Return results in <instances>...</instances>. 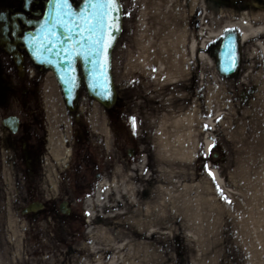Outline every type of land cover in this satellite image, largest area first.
I'll return each instance as SVG.
<instances>
[{
    "label": "rangeland",
    "instance_id": "1",
    "mask_svg": "<svg viewBox=\"0 0 264 264\" xmlns=\"http://www.w3.org/2000/svg\"><path fill=\"white\" fill-rule=\"evenodd\" d=\"M142 1L155 4L158 0H121L122 32L111 59L117 91L116 104L110 110L112 119L83 86L75 113L61 108L59 95L55 104L60 107L58 121L62 117L63 125L50 119L49 149L41 172L26 178L8 169L0 176V255L9 264H122V258L127 257L122 232L131 234L130 217L135 214L137 218L139 211L143 216L148 209L158 214L151 217L156 227L139 230L142 236L133 242L149 245L156 264H264V120L257 109L250 107L258 91L255 81L264 79V64L244 57L239 74L223 78L210 55L206 59L199 56L196 63L187 44L182 43L188 75L174 83L153 80L138 60L142 50L138 27ZM194 5L190 7L180 0L177 9V13L184 12V22L189 26L194 22L193 12L205 7L203 0H195ZM163 7L166 10L171 5ZM210 15V26L219 32L223 25L215 24L216 17ZM145 16L150 20L149 15ZM170 55L161 54L163 61H168ZM55 91H59L57 87ZM125 91H132L130 101L124 100ZM188 91H197L198 99L195 96L190 101ZM222 91L226 100L217 102L214 97ZM214 109L220 115L211 127L206 121L213 117ZM191 114L195 119L194 158L185 160L176 154L181 160H175V156L167 161L160 157L163 119L169 115L183 124ZM121 117H127L128 125ZM133 118L135 128L127 130L133 126ZM73 119L87 127L88 144L73 148L69 129ZM176 129L180 134L181 127ZM205 135L212 141L207 152L202 142ZM53 138H57V149L53 148ZM131 148L135 151L132 157L127 154ZM72 152L73 162L86 153L88 164H94L87 175L91 180L100 173L90 189H78L83 171H67ZM212 169L221 181L216 180ZM128 185L134 188L133 197L126 194ZM198 186H203L201 193ZM208 186L214 201H197L199 195L208 192ZM98 189L103 191L102 204L89 207L88 202L95 200ZM32 201L44 202L48 209L22 215L20 210ZM61 201L76 206L79 217H69L57 209L51 212V206ZM95 227L114 234L123 250L115 254L101 240L94 241V245L92 234H99ZM95 250L99 254L110 251L114 262L108 254L103 259ZM141 256L144 261L147 259L145 252ZM141 263L149 264L147 260Z\"/></svg>",
    "mask_w": 264,
    "mask_h": 264
},
{
    "label": "flooded vegetation",
    "instance_id": "2",
    "mask_svg": "<svg viewBox=\"0 0 264 264\" xmlns=\"http://www.w3.org/2000/svg\"><path fill=\"white\" fill-rule=\"evenodd\" d=\"M45 1L30 0L27 3L26 0H0V176L8 169L18 175L23 174L26 178L41 172L44 167L45 153L48 150L50 119L56 118L57 123L63 125L62 121L58 122L60 107L55 103H57L59 91H55L57 85L54 75L49 69L36 64L31 59L24 43L25 32L31 28L29 22L40 17ZM72 2L77 4L79 0H72ZM203 2L205 7L194 11L195 22L191 25L196 42L202 38V35L198 34L201 22L207 27L211 20L210 13H212V16L216 17L215 24H224L225 29L237 32L242 58L250 59L255 64H264V33L242 40L240 26L237 25L241 12L259 15L254 19L256 25L259 23L264 25V16H261L264 15V0H203ZM219 42L220 39H216L210 45L198 44L193 53L194 61L198 63L199 56L201 59L203 57L206 59L210 52L214 54V49ZM125 92L124 100L130 101L128 96L132 91ZM187 93L190 101L195 96L198 99L197 91ZM74 105L76 110L77 104ZM204 106L206 109V103ZM61 108H64V101ZM110 110L107 111V115L112 119L113 110ZM127 120V117H122L124 124ZM129 128L130 126L127 130ZM70 135L73 148L89 143L87 127L75 119L70 122ZM129 150L128 156L135 155L134 149ZM74 154L72 152L67 171L74 168L84 172L78 180L80 183L78 189L85 191L94 185V180L100 177V173H96L95 179L91 180L87 175L94 164L92 162L88 164L85 158L86 153L79 159L76 158L77 162H73ZM41 203L42 206L36 212H44L48 209L46 203ZM61 204L62 202L57 206L52 205L51 212L56 209L60 212ZM66 205L69 217H79L76 206H70L68 201Z\"/></svg>",
    "mask_w": 264,
    "mask_h": 264
},
{
    "label": "bare ground",
    "instance_id": "3",
    "mask_svg": "<svg viewBox=\"0 0 264 264\" xmlns=\"http://www.w3.org/2000/svg\"><path fill=\"white\" fill-rule=\"evenodd\" d=\"M180 0H158L157 3H148L146 4L144 1L140 2L139 4V21H138V27L139 32L141 35V52L139 55V63L141 65L142 70L148 71L151 78L155 81L159 80H166V82L174 83L179 78H183L188 75V66L187 61L184 58L185 51L183 50V44L186 43L188 46V53L192 54L196 48V46L199 44L204 45L207 42L213 41L217 35L218 31L216 28L212 26L205 27V35L203 33V23L200 24V34L202 35L200 40L196 42L195 36L193 35V29L191 26H189L190 23L184 22L185 14L183 11H180L177 13L178 5ZM190 7L195 6V0H184ZM169 3L171 7L169 9L164 10L165 4ZM168 7V5L166 6ZM189 7L187 14L190 13L191 8ZM150 16V20H146L145 15ZM259 15H252L248 12H241L238 16V22L237 25L240 26L241 32H242V40H247L249 38H252L254 35L262 34L264 33V25L262 23H259L256 25L255 18H257ZM264 16V15H261ZM195 22V18L191 19ZM261 47H263L262 44H260ZM173 51V52H172ZM161 54H171L169 56V60L164 62L163 57ZM183 55L182 59L180 58V55ZM259 78L256 77V80ZM258 86V91H256L253 101L250 104V107L257 109L259 111V116L264 120V79L260 78V80L255 81ZM215 92V91H213ZM223 95V96H222ZM210 96V94H209ZM214 99H217V102L219 99L226 100L225 95L223 94V91L220 93H217L214 97ZM213 117L209 118L206 123L210 125L211 127L214 125L213 120L215 118H218L220 115L218 113L217 109L213 110ZM96 117H93V122H96ZM95 120V121H94ZM164 121L161 122V136L159 140V148H160V157L163 159H166L167 161H171V159L175 158V160H181L178 158V155L181 156V158H184L185 160H190L191 158H194L195 149L194 146V139H192V136L195 134V129L193 127V122L195 121L193 114L188 116L186 118V121L183 122V124L179 122H176L175 119H172L171 116H167L163 119ZM177 127H181L179 134ZM202 142L204 146V150L206 151L209 145L211 144L210 136L205 135L202 137ZM189 145V146H188ZM178 154V155H176ZM174 155V156H173ZM172 159V160H173ZM212 174L215 176L216 180L221 181V178L217 174V171L215 169H212ZM203 186H198L197 190H199L198 193H201ZM211 186H208L206 190L208 192L204 196H198L196 198L197 201H200L202 198L207 203H212L214 201V198H212V195L210 194ZM188 187L184 188V192L186 191ZM106 190V188L104 189ZM168 191V190H167ZM170 191V190H169ZM168 191V192H169ZM241 191V190H240ZM103 191L96 192L95 200L89 201L88 205L89 207H93L95 205H101L102 199H103ZM166 192V190H165ZM126 194H129L130 197H133L134 195V188L132 185L127 186ZM166 195L168 199L171 200L170 194L166 192ZM174 201V200H173ZM169 203H172L169 201ZM195 204V202H194ZM90 209V208H89ZM191 211V209H189ZM90 211V215H91ZM163 213H160V215ZM187 215V214H186ZM152 216H158V214H154V211L147 210L146 214L142 216L141 212L137 214V218H135V214L130 217V224L132 225V231L131 234H127L125 231L122 232V236L126 238V241L124 242L127 247L126 255L127 257L123 260L122 258V264H144L141 262H145L146 260L149 262V264H156L155 263V257L153 256L152 251L149 250V245L146 246L144 250V246L142 245L143 242H133V239L141 237L142 235L138 232L139 230H148L153 229L156 227L155 220L151 219ZM162 216V215H161ZM141 217V218H140ZM190 226V225H188ZM186 229V225H185ZM96 232L99 231V234L95 235L92 234V240L94 241L101 240L109 249H113L115 251V254L123 250V245L118 247L117 239L114 234L109 233L107 229H100L99 227H95ZM131 236V237H130ZM144 238V237H143ZM142 238V239H143ZM95 245V243H94ZM93 247V246H92ZM94 250V248H93ZM142 252H145V255H147V259L144 261L142 259ZM154 252V251H153ZM95 253L97 255H102V258L104 259L105 256L109 255V260L111 262H114V254H112L110 251L105 250L102 254H99V251L95 250ZM128 254H131L128 256ZM132 255H139V257H134ZM253 255V254H252ZM258 255V253H257ZM259 256V255H258ZM151 259L149 260L148 259ZM154 257V258H153ZM101 258V260H103ZM100 259V257H99ZM252 260H255V258L252 257ZM263 262V260L261 261ZM0 264H9L7 258L4 255H0ZM102 264V263H99Z\"/></svg>",
    "mask_w": 264,
    "mask_h": 264
},
{
    "label": "water",
    "instance_id": "4",
    "mask_svg": "<svg viewBox=\"0 0 264 264\" xmlns=\"http://www.w3.org/2000/svg\"><path fill=\"white\" fill-rule=\"evenodd\" d=\"M94 3L97 0H80L74 6L70 0H66L65 6L64 0H48L43 15L31 23L32 29L25 34V44L31 58L53 70L69 110L74 108L73 101L81 82L87 93L105 107L111 106L116 98L111 74V52L122 30V7L120 1L116 0L117 10L109 11L105 17L102 40L97 51L91 42L101 38L100 30L94 35L84 31L88 26L84 17L94 11L91 7ZM58 19L63 26L56 23ZM239 59L238 36L227 31L217 51L219 73L226 77L236 73ZM78 64L82 76L78 72ZM36 207L37 203H33L22 212Z\"/></svg>",
    "mask_w": 264,
    "mask_h": 264
},
{
    "label": "snow or ice",
    "instance_id": "5",
    "mask_svg": "<svg viewBox=\"0 0 264 264\" xmlns=\"http://www.w3.org/2000/svg\"><path fill=\"white\" fill-rule=\"evenodd\" d=\"M64 3L66 6V0H64ZM57 7H59V3ZM91 7L94 9V11L91 13L90 16L84 17L85 24L88 25L84 29V31L94 35L97 32V30H100L101 38L93 40L91 42L92 45L98 51L99 45L101 44V40H102L103 29L105 27V17L108 16L109 11L115 12L118 8V5L116 3V0H97V3L92 4ZM112 19L115 20L116 19L115 16H113ZM56 23L63 26L62 21L59 19L56 21ZM114 26L115 25H113V27ZM67 30L70 31V29H67ZM52 35L55 36V33H52ZM133 127H134V118H133ZM209 147L211 149L212 145H210Z\"/></svg>",
    "mask_w": 264,
    "mask_h": 264
}]
</instances>
